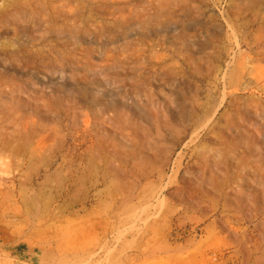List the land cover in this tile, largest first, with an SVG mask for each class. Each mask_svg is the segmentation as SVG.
Instances as JSON below:
<instances>
[{
	"label": "rangeland",
	"instance_id": "374dc122",
	"mask_svg": "<svg viewBox=\"0 0 264 264\" xmlns=\"http://www.w3.org/2000/svg\"><path fill=\"white\" fill-rule=\"evenodd\" d=\"M0 264H264V0H0Z\"/></svg>",
	"mask_w": 264,
	"mask_h": 264
},
{
	"label": "crops",
	"instance_id": "0c3cea01",
	"mask_svg": "<svg viewBox=\"0 0 264 264\" xmlns=\"http://www.w3.org/2000/svg\"><path fill=\"white\" fill-rule=\"evenodd\" d=\"M25 253H26L25 249H20V250H18V253H16L15 255L17 257H23Z\"/></svg>",
	"mask_w": 264,
	"mask_h": 264
}]
</instances>
